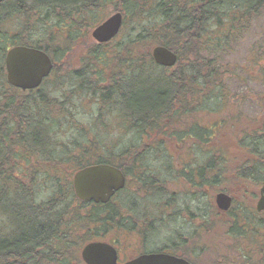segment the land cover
I'll return each instance as SVG.
<instances>
[{"label":"trees","instance_id":"16d2710c","mask_svg":"<svg viewBox=\"0 0 264 264\" xmlns=\"http://www.w3.org/2000/svg\"><path fill=\"white\" fill-rule=\"evenodd\" d=\"M109 5L123 14L122 28L108 42L90 43L92 30L102 22L100 13ZM263 6L264 0L0 1V264H84L80 252L92 234L101 235L107 224L119 222V215L105 208L114 207L112 202L94 203L77 197L65 166L77 171L92 164L117 163L129 173L132 187L138 188L159 184L161 176L151 174V169L168 170L174 163L170 151L159 150L164 137L177 136L185 144L191 139V149L197 146L206 152L211 129L217 134L221 127L215 123L212 128L202 126L197 118L231 108L224 107L229 104L225 96L216 94L220 85L215 66L221 57L208 55H213V50H227L232 41L238 44ZM9 22L22 23V27L9 30ZM15 45L43 49L53 59L54 69L38 88L22 90L8 82L5 58ZM157 45L177 53L175 66L155 62L152 50ZM76 48L85 52L81 63L66 65L64 59ZM73 96L90 108L95 105L97 112L92 114L96 120L103 122L105 112L121 120L130 142L126 159L116 150L121 136H109L106 144H114L107 147L94 133L84 144L68 136L82 124H66L73 116L69 110ZM217 97L221 109H211L207 104ZM181 118L193 123L182 128L177 122ZM260 125L242 134L239 141L250 158L238 167L237 177L254 184L264 181V121ZM108 126L97 131L103 134ZM88 127L81 125L80 131L88 135ZM156 135L161 139H155ZM163 152L167 159L160 156ZM188 163L186 176L200 193L203 185L222 184L221 154L202 164ZM46 177L56 190L38 201L36 185ZM119 192L118 198L123 196V191ZM200 196L204 199V193ZM67 199L70 205H64ZM118 207L115 204L112 209ZM202 208L208 211L207 219H197V231L201 233L205 226L216 232L219 223L215 219L225 213L228 241H234L229 254L224 250L214 253L222 259L213 264H264V212H258L249 200L245 204L234 200L226 212L212 199L205 200ZM181 234L176 230V241L180 238L177 252L184 246L190 250L189 242L185 243L189 233ZM191 247L193 255H180L195 264L201 247ZM224 254L232 256L228 259Z\"/></svg>","mask_w":264,"mask_h":264},{"label":"rangeland","instance_id":"374dc122","mask_svg":"<svg viewBox=\"0 0 264 264\" xmlns=\"http://www.w3.org/2000/svg\"><path fill=\"white\" fill-rule=\"evenodd\" d=\"M113 13H115L114 7L109 5L106 10H103L100 13L102 14L101 20L103 21L107 19ZM6 25L9 30L19 31L22 27V23L17 22H9ZM247 32L242 34V40L238 41V44L236 42L233 43L232 41V45L227 50L223 52L213 50L214 54L208 55L221 57L220 60H218V64L215 66L219 72V77L217 78L219 79V88L221 89H217L218 92L216 94H219L220 92L222 96H225L229 101V104H226L224 107L230 106L231 108H227L226 110L222 109L218 112H215L214 114L216 115L212 117H208L207 114H204L203 117L197 118L196 121L202 126L206 127L207 124L208 127L210 126V128H212V124L215 123V126L221 127L220 132L217 134H214L213 130L211 129V141L208 145L209 147L206 148V152H201L197 146H193L194 148L192 147L191 149L193 140L188 139L189 142L185 144L181 141H178L177 136L164 137L163 144L159 146V150H167L168 153L170 151L171 163L174 161V167L178 170H182L188 161L190 163L194 162L195 164H199L201 162L202 164L206 158L208 159L210 156H215L216 154H221L224 158L223 174H225V178L222 180V184L220 185L210 188L208 185H206V189L203 188L205 190V193L203 192L204 199L201 198V193L199 190H197V187L194 188L196 189L195 193L189 191L194 190L190 186L192 183L190 182L191 184L189 185L188 180H179L178 178L181 176L178 172H176L177 174L173 173L172 176H170V179H172L173 182L169 181L166 184V187L168 188L167 192L169 195L173 196L172 199L175 200L174 203L176 204V230L182 233L181 235L183 236L189 233L186 237L185 243L189 242L190 250L180 249L178 252L193 255L191 254V245L198 244L201 247V255L197 259L198 264H213L214 262L219 261L222 259V257H215L214 253L224 250L227 254H229L232 252L230 248L231 243H234L233 240L228 241L230 239L227 237L226 233L227 228L225 226V222L227 221V216L225 213L220 214L219 217L215 219L216 224L219 223V225L216 227V232H214V230L208 231L204 228L205 226L200 231L201 233L197 231V224L199 223L197 219H205L208 214L206 208H202L204 201L207 200L208 203V200L212 199L214 205H216V194L219 192H226L233 197V200L237 201V204H245L246 201L249 200L252 207L256 209L258 200L261 196L260 189L264 185V181H259L256 183V185L251 181H243L237 177L238 167L242 164L245 165L250 158L244 149L241 148L239 144L240 138L245 132H249L255 127H260V124L264 121V56L262 55V51H264V6L262 7V10H260L259 13L254 17V19L250 20ZM90 41V43L96 42L94 38L90 39ZM84 54L85 52L83 49L76 48L72 51L69 58L64 59V61L68 60L66 63L69 64L66 65L77 66L81 63L80 57H82ZM63 69L64 68L62 67V70ZM81 101L76 96L71 98L72 103L69 105V110L73 114V120L72 118L66 119V124L69 127H73L74 121L76 123L82 122V124H79V128H76L75 131H70L68 136L78 138L79 141L84 144L85 141L89 140L90 134L94 133L96 134L98 140L103 142L102 145L107 147L106 142H108L109 136H119L121 120H115L117 118H114L113 116L111 117L110 112H105L103 114V122H100L96 120V115L92 114L93 112H97L95 105L91 106L93 109L92 110L86 103H84L85 101ZM221 104L222 102L220 98L217 97L212 98L207 105L211 109H221ZM183 119L184 118H181L179 121H177L183 124L182 128L189 127L193 123V120L188 124V122ZM169 122L166 121V123ZM108 123H110L109 126ZM81 125H89L88 135H85L80 131ZM107 126L108 130L104 131L103 134L97 131L98 128L106 129ZM152 139H154L153 136ZM155 139H161V135H156ZM125 141L127 144H130L127 136ZM214 149L217 152L214 151ZM167 152L160 153V156L164 157V159H167ZM193 158H195V160H193ZM158 164L160 166V163ZM18 165L20 168L25 167L21 164ZM156 165L157 163L155 164V167L158 166ZM65 167L67 172H69V174L67 173L68 177H70V180H72V177L76 171H74V169L69 170L68 166ZM151 171V174L158 173V175L161 176L162 182L166 181V175L168 174L166 169L160 170L159 168H156L153 170L152 168ZM55 190L56 187L53 181H51L48 177L42 178L41 182L36 185V198L38 201L45 200L53 192H55ZM130 191H132L134 195L137 194L136 199L140 201V197L138 195L139 191L135 187L131 188ZM172 191H176V193L173 194ZM126 198L127 201L123 196L119 197L118 199H114V203L111 205L114 207L115 204H117L119 207H123V203L132 205V196H126ZM146 201L148 202V197ZM69 202L70 199H67L64 205H70L68 204ZM154 202L158 208H165L167 206L165 205V198L158 201H153L152 207L154 206ZM138 205L140 207L142 206L140 203H138ZM109 207L111 206L105 207L106 210ZM182 211H184V215L182 214ZM206 219L204 221H206ZM192 220L194 221L190 223ZM203 222L200 224L204 225ZM222 224H224V226H222ZM209 233L211 235L210 237L208 236ZM117 234L118 239L116 240V244L122 251V254H124L126 251H131L132 254L136 251H139L138 244H129L130 241L124 240L123 236L121 235L122 232L117 229L113 230L110 235L108 234L110 236V242L114 240ZM129 238L133 239L135 242L136 239H138L136 234H130ZM159 239L160 236H154L153 238L154 241ZM179 242L180 238L176 244ZM195 249H197V252H199V248L197 246ZM227 254H224L223 257L226 256L228 259H230L229 256L232 255L228 256ZM197 263L195 262V264Z\"/></svg>","mask_w":264,"mask_h":264},{"label":"water","instance_id":"95a60500","mask_svg":"<svg viewBox=\"0 0 264 264\" xmlns=\"http://www.w3.org/2000/svg\"><path fill=\"white\" fill-rule=\"evenodd\" d=\"M2 1V0H0ZM123 25V14L115 12L92 30V37L98 43L108 42L115 38ZM155 62L164 67H172L178 61L175 51L164 45H157L152 50ZM6 70L8 81L23 90L33 89L41 85L54 67L51 56L43 49L16 45L6 54ZM126 178L122 170L114 165L98 163L86 166L75 172L73 176L74 190L83 201L107 203L125 186ZM257 203V210L264 211V185ZM219 209L228 211L233 198L226 192L216 194ZM82 258L86 264H118L115 247L107 242H90L82 249ZM125 264H194L184 257L167 253H146Z\"/></svg>","mask_w":264,"mask_h":264},{"label":"flooded vegetation","instance_id":"af4514ba","mask_svg":"<svg viewBox=\"0 0 264 264\" xmlns=\"http://www.w3.org/2000/svg\"><path fill=\"white\" fill-rule=\"evenodd\" d=\"M126 128H122V123L120 125V134L121 141L119 140V143H116V150L119 149L120 152H125L128 150V144L126 143ZM123 130H125L123 134ZM124 135V136H123ZM117 139V138H114ZM114 143L107 144L113 145ZM148 145H145L144 148H147ZM127 154V153H126ZM126 154L123 156V158L126 159ZM127 163V162H126ZM114 165L122 170V172L125 175L126 182L125 186L121 189L123 191V197L127 201L126 196H132V199L135 204V208H133V203H131L132 207H118L116 209H112L114 207H109L107 211L110 214L119 215L117 217L116 222H111L107 224V229L104 233L101 235L99 234H92V239L88 242H95V241H103L107 242L111 245H113L117 251L118 254V264H125L126 262L137 258L138 256L146 253H167L171 255H177L181 256L179 252H177V244H176V214H175V206L174 203L175 200H173V196L169 195L168 188L166 187L167 182L172 181L170 179V176H172L173 173L178 172L181 177L178 179H186L190 183V180L186 176L188 173L186 168L188 163L185 164V167L182 170H178L174 167L175 162L170 165V169L167 170L168 172V179L165 182L160 181L159 184L154 185L151 184L150 186H141L136 188L139 191V197L140 201H138L136 198V195L130 191L132 187L131 184V178L129 173L123 168V166H119L117 163H106ZM142 173L143 171L138 170L137 173ZM177 174V173H176ZM156 186V187H155ZM193 189L196 187L193 184L190 185ZM206 185H203L201 191L205 193ZM154 187V188H153ZM120 190V191H121ZM195 190V191H194ZM189 190L192 193L196 192V189ZM153 191V192H151ZM201 192V194H203ZM121 192H117L109 202L114 203V199H118V195ZM173 194L176 193V191H172ZM261 194V193H260ZM262 195V194H261ZM148 197V202L146 201ZM261 197V196H260ZM165 198V205H167L165 208H158L156 207V204L154 202V206L152 207L153 201H158L160 199ZM172 202V204H171ZM140 203L142 206L140 207L138 205ZM111 209V210H110ZM182 214L184 215V211H182ZM111 219V218H110ZM111 226V227H109ZM119 230L122 232V236L124 240H129V244H138L139 251H136L135 253H131V251H126L124 254H122V251L116 244V240L118 239V234L116 237L111 240L110 242V233H112L113 230ZM96 234V235H95ZM109 234V235H108ZM130 234H136L138 239H136V242L129 238ZM154 236H160L159 240H153ZM137 246V245H136ZM183 249L188 250V246H184ZM183 257V256H181Z\"/></svg>","mask_w":264,"mask_h":264}]
</instances>
